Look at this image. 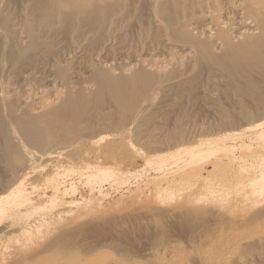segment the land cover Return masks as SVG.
I'll return each mask as SVG.
<instances>
[{"label": "bare ground", "instance_id": "obj_1", "mask_svg": "<svg viewBox=\"0 0 264 264\" xmlns=\"http://www.w3.org/2000/svg\"><path fill=\"white\" fill-rule=\"evenodd\" d=\"M25 6L23 25L11 24L4 18V10L0 11V53L5 51L8 62L16 66L20 88L25 92L32 84L34 100L41 97L40 107L28 116L29 120H43L41 112L49 111L44 121L51 129L41 139L35 136L34 125L19 123L31 146L41 144L47 149L42 158L48 162L59 156H51L56 146V120L78 110L89 84L95 87L93 93L99 99L108 94L111 107L124 116L123 127L128 130L149 111L164 110L169 103L172 109L176 95L188 96L198 84L212 79L232 86L233 92L238 90V96L250 102L240 109L249 108L256 117L248 120L240 133L232 131L222 139L208 140L209 147L202 151L177 150L170 162L145 158L146 164L155 163L159 177L164 175L160 179L165 181L166 190L178 182L188 187L203 185L206 202L230 207V211L240 207L245 212L238 221L234 218L215 224L187 249L171 246L162 256L119 258L111 263L96 256L87 261L72 255L67 242L61 247V241L53 240L52 245L50 239L47 243L52 248L48 251L43 247L41 252V232H48L50 224L41 225V219L26 217L27 212L22 215L19 205L26 198L18 195L19 183L4 201L0 200V264H36L41 255L46 261L37 264H264V222L258 221L264 209L257 210L264 207V0H27ZM135 7L144 14L148 26L146 41L141 40L139 49L128 45L120 31L125 30L124 23L127 25L126 19L135 9L129 11ZM62 45L70 51L63 49L68 54L61 53V57ZM57 53L59 58L54 60ZM72 89L78 94L84 92L83 97L76 93L73 98ZM63 93L66 97L61 96ZM51 98L60 99V104L54 106ZM1 103L27 107L20 98L0 91ZM80 103L82 107L84 103ZM14 112L8 115L19 118ZM245 137H251L249 144L244 142ZM237 140L238 151L224 143ZM151 149L161 151L159 147ZM90 173L87 182L93 180L94 184L99 178L110 180L114 175L110 170ZM61 184L51 174L45 177L44 186L51 193L49 206L59 207L50 212L53 215L70 213L69 209L79 205L73 197L64 198L75 188L69 185L61 192ZM157 198L170 199L159 194ZM72 225H58L55 232L69 233ZM238 228L243 231L239 229L241 233L235 235Z\"/></svg>", "mask_w": 264, "mask_h": 264}, {"label": "rangeland", "instance_id": "obj_2", "mask_svg": "<svg viewBox=\"0 0 264 264\" xmlns=\"http://www.w3.org/2000/svg\"><path fill=\"white\" fill-rule=\"evenodd\" d=\"M26 2L27 0H0V11L4 10V18L11 24L23 25L26 20L22 19L21 14ZM137 8L130 9L129 12L135 9L136 13L135 10L131 13L130 19H127L132 21L128 23L126 19L128 26L124 23L125 30L121 28L120 31L122 39L127 41L128 45L139 49V44H142L145 35L147 36L148 26L144 21V14L142 16ZM63 49L70 51L62 45L59 52L61 57L63 56L61 53L68 54L63 52ZM5 53V51L0 53V91L20 98L27 103V107L19 109L20 105L17 103L0 105V123L2 122L0 200L4 201L14 191L16 184H21V192L18 195L26 198L19 205L22 215L27 212L26 217L41 219V225L50 224L48 232H41V242L44 240L41 243V246L44 243L41 247L42 253L43 247L46 249L48 247L49 251L52 243L61 241L64 244L61 247L68 243L72 255L81 256L87 261L96 256L110 263L119 258L146 259L150 255L162 256L171 246L187 249L191 242L198 241L197 238L207 228L229 222L234 218L238 221L239 216L245 214L240 207L230 211V207L206 202V198H203L205 192L203 185L188 187L187 183L182 185L178 182L172 184L169 191L166 190L165 181L160 179L164 175L161 174L159 177L155 163H145V158L151 160L161 158L160 160L167 159L170 162V157L174 156L177 150L202 151L209 147L207 143L211 142L208 140L222 139L232 131L236 133L244 131L246 122L256 116L249 108L246 111L240 109L241 105L246 104L247 107L250 102L245 97H239L238 90L233 92L235 88L232 86L231 88L230 85L224 86L213 79L203 81L190 91L189 97L187 94L176 95L172 101L173 110L168 106L170 103L164 110L153 109L154 111L146 113L131 130H128L123 127L124 116L111 107L113 102L107 98L108 94H102L103 97L99 99L93 93L95 87L89 84L90 86L86 88L90 90L80 92L81 97L85 96L83 101H79L77 111L64 114L58 120L53 119L57 121L53 132L56 146L51 156H59L48 162L42 158L47 149L41 147V144L31 146L19 123L34 125L36 127L34 133L38 134L35 136L41 139L47 136L48 130L51 129L44 121L49 111L46 109L45 113L42 111L44 114L41 112L43 120L40 116L36 121L29 120L28 116L40 107L41 97L34 100L32 84L26 89V93L20 88L17 68L8 62L9 58ZM59 53L55 55L54 60H58ZM38 81L40 86L41 82ZM71 91L73 93L70 95L76 98L77 95L74 94H78L79 91L76 89ZM62 97L60 99H63ZM60 99L59 102L53 98L49 101L57 106ZM157 101L158 99L154 104ZM80 102L84 103L83 108ZM11 110L13 112L16 110L14 112L16 117L23 120L8 115ZM108 136L110 138H107ZM102 137L105 139L99 141ZM250 138L245 137L243 140L249 144ZM92 141L97 143L93 144ZM224 143L235 146L236 151L239 149L238 140L234 143L232 141ZM150 146L159 147L161 151L157 153ZM98 170H110L114 175L110 180L102 177L95 184L93 180L88 183L86 177L91 174L90 172ZM173 170L175 171V167ZM83 172L86 173L85 177L80 175ZM50 174L61 180L63 187L61 192L63 189H69V185L75 188L73 193L68 190L69 195L64 196L67 199L73 197L79 202L78 206L69 209L70 213L50 214L59 208L57 205L49 206L48 198L51 193L44 186V180ZM158 194L170 199L161 201L157 198ZM45 208H50L51 211L47 212ZM263 209L264 207L257 210ZM258 221L264 222V216ZM69 223L73 224L69 233L55 232L58 225L64 226ZM239 229L241 230L238 228L237 232L235 230V235ZM100 247L102 249L97 250ZM183 248L181 250H184ZM167 255L166 260H169L170 255ZM41 257L44 256L41 255L37 262L46 261Z\"/></svg>", "mask_w": 264, "mask_h": 264}]
</instances>
